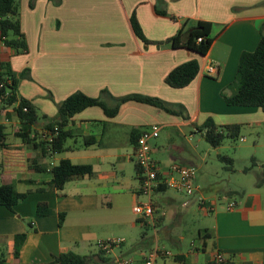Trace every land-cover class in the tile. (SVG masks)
<instances>
[{"label": "crops", "instance_id": "crops-1", "mask_svg": "<svg viewBox=\"0 0 264 264\" xmlns=\"http://www.w3.org/2000/svg\"><path fill=\"white\" fill-rule=\"evenodd\" d=\"M52 1L36 0L32 7L30 0H19L26 50L5 46L0 36V66H8L17 98L34 105L42 122L55 119L56 104L77 92L101 96L109 106L113 98L153 97L181 107L187 119L135 101L121 104L112 117L100 107H88L64 126L68 135L62 151L44 158L14 138L20 127L17 103L8 105L0 97L8 145L0 149V183L3 178L25 195L11 209L0 206V258L6 264H55V257L72 252L85 257L86 264H112L118 258L142 264L158 247L171 256L156 264H212L216 253L224 256V264H264V185H255L232 211L226 206L233 200L226 199L205 214L198 195L188 199L165 189L152 199L154 226L134 213L144 200L134 157L142 129L159 127V136L151 141L152 157L163 166L185 165L160 150L157 140L163 130L172 141L173 133L189 126L198 131L208 120L252 132L264 129V112L227 105L223 98L236 92L241 55L253 52L264 35V0ZM131 20L143 39L135 35ZM197 22L211 24L212 43L204 56L168 42L182 29L185 42ZM192 60L199 65L194 80L182 88L169 87V72ZM207 64L217 67L214 76L205 74ZM37 130L45 133L40 126ZM62 160L89 166L91 173L56 189L51 169ZM117 239L123 242L99 248L101 242ZM127 245L129 257L121 252Z\"/></svg>", "mask_w": 264, "mask_h": 264}, {"label": "trees", "instance_id": "trees-1", "mask_svg": "<svg viewBox=\"0 0 264 264\" xmlns=\"http://www.w3.org/2000/svg\"><path fill=\"white\" fill-rule=\"evenodd\" d=\"M131 26L135 35L143 39L139 27L133 20H131ZM189 29L191 30L185 42L181 41L183 29L179 30L168 42L174 48L184 46L204 56L212 43V38L210 37L211 24L197 22ZM0 36L5 46L20 51L26 50V43L20 32L17 0H0ZM198 38H201L200 42H197ZM0 68L2 69L0 72V97L8 105L17 103L15 113L19 119L20 127L14 132L13 136L21 143L31 145L44 158L62 151L63 143L68 135L67 132L63 131L64 126L68 124L74 115L88 107H100L106 115L112 117L117 113L121 104L127 101H135L154 106L172 115L181 116L184 120L187 119L181 107H172L153 97L129 95L121 98H111L114 103L112 106H109L101 96L92 98L77 92L56 104L57 117L55 119L42 122V117L40 118L38 116L34 105L25 99L17 98L16 79L13 73L10 72L8 66L1 64ZM198 72L199 65L197 61H188L169 72L166 76L165 83L172 88H182L194 80ZM236 85V92L232 96H223L227 105L255 107L264 112V35L261 36L253 52L243 53L241 55L237 68ZM102 94H104V97L107 96L106 92ZM39 126L45 133L37 130ZM197 130H204V139L206 142L211 147L217 148L225 137H237L240 126H216L211 120H208L201 127H197ZM50 134H55V136L50 139ZM6 135L5 126L0 124V149L8 147L5 142ZM219 159L225 163L224 168L230 170L232 160L226 156H220ZM30 168L34 170L38 169L34 163H30ZM90 173L91 168L89 166L73 165L67 160H62L57 166L51 169L52 186L56 189H61L66 182L89 175ZM255 185L258 188L264 185V164L261 165V175ZM165 189H167L165 186H161L155 193L163 192ZM24 198V194L17 193L7 180L1 179L0 206L11 209ZM38 213H42L41 206L38 207ZM60 218L62 220V216ZM23 237L24 235H21L17 238L21 240ZM17 254L18 250L16 249L15 255ZM53 263L86 264V258L68 252L55 257ZM0 264H6L3 258H0Z\"/></svg>", "mask_w": 264, "mask_h": 264}, {"label": "rangeland", "instance_id": "rangeland-1", "mask_svg": "<svg viewBox=\"0 0 264 264\" xmlns=\"http://www.w3.org/2000/svg\"><path fill=\"white\" fill-rule=\"evenodd\" d=\"M17 1L19 3V0ZM35 1L30 0L32 7ZM168 135L167 130H163L160 134L157 140L160 150L167 157L169 154L177 157L185 162L184 166L194 169L196 180L193 183L198 188L196 194L221 207L225 205L223 202L226 199L236 203L241 202L246 199L244 194L247 195L256 190L255 184L261 175V165L264 164V129L252 132L250 129L242 128L237 137H225L217 148L211 147L206 142L204 130L196 131L193 126L184 128L179 134L173 133L172 141L168 139ZM171 144L173 147L170 149ZM220 156H226L232 160L230 170L224 168L225 163L220 161ZM155 157L161 159L160 156ZM154 197L155 195L152 199ZM147 235L149 238L153 236L151 231H148ZM130 248L127 245V249L121 252L129 257L132 255V252L128 250ZM116 252L120 253L119 250Z\"/></svg>", "mask_w": 264, "mask_h": 264}, {"label": "built area", "instance_id": "built-area-1", "mask_svg": "<svg viewBox=\"0 0 264 264\" xmlns=\"http://www.w3.org/2000/svg\"><path fill=\"white\" fill-rule=\"evenodd\" d=\"M201 38L197 39L200 42ZM204 72L208 76H214L217 72V67L213 64H207ZM1 87V85H0ZM49 136V135H48ZM50 134V139L54 137ZM159 136V127L156 125L144 128L137 139L135 147V164L138 168L139 178V195L144 197V200L139 202L135 208L134 213L144 220H147L154 226L156 223L155 207L152 201V196L155 191L161 186L167 189L183 194L186 198L192 199L198 195L197 203L205 214H210L215 211V204L201 197L197 193L198 188L194 186V169L179 164H169L163 166L152 157L151 141ZM189 202V201H188ZM237 204L234 201L228 202L226 206L227 211H232ZM123 240H111L101 242L99 248L101 250H109L121 244ZM171 256L169 251L155 247L149 252L143 260L142 264H156L157 259L161 257ZM226 259L220 253H216L213 259L215 264H224ZM112 264H133L130 259L118 258Z\"/></svg>", "mask_w": 264, "mask_h": 264}]
</instances>
